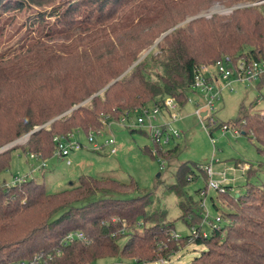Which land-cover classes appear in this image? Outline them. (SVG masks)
<instances>
[{"label":"trees","instance_id":"trees-1","mask_svg":"<svg viewBox=\"0 0 264 264\" xmlns=\"http://www.w3.org/2000/svg\"><path fill=\"white\" fill-rule=\"evenodd\" d=\"M239 1L262 0H0L2 32L26 12L15 49L0 52V147L39 127L22 149L46 159L54 154L55 136L99 134L105 122L126 112L150 104L163 109L166 98L183 107L195 93L198 70L223 56L264 61L262 3L229 16L195 18L133 65L164 30L200 6ZM141 28L146 30L135 37ZM9 85L12 92L5 90ZM252 107L242 104L239 117L219 127L248 135L264 153V113ZM151 138L152 157L173 161L178 147L166 150ZM14 149L0 153V264H96L120 255L141 264L167 259L190 242L205 246L195 264H264V185L247 182L238 196L226 186L220 195L229 208L221 216L228 222L222 220L207 237L174 239L169 211L155 205L152 192H138L133 180L81 175L54 193L35 178L8 183L1 177ZM199 177L209 178L200 166L180 163L166 189L177 198L179 218L200 229L202 190L195 192L200 200L187 191ZM71 232H83L84 239L66 241Z\"/></svg>","mask_w":264,"mask_h":264},{"label":"rangeland","instance_id":"rangeland-1","mask_svg":"<svg viewBox=\"0 0 264 264\" xmlns=\"http://www.w3.org/2000/svg\"><path fill=\"white\" fill-rule=\"evenodd\" d=\"M262 3L264 0L258 2L239 1L230 5L214 2L208 7L203 3L204 5L200 6L196 13L186 15L184 20L164 30L150 46L142 50L133 65L154 49L162 40V36L170 30L172 31L195 18L211 19L214 15L229 16L236 9ZM25 17L26 12L17 13L11 27L7 28L6 32L0 31V42H4L0 46L1 53L10 54L15 49L17 31L21 30ZM144 30L146 29H139L135 37H140ZM158 53L159 49H156L155 54ZM9 86L5 88L6 92L14 90V87ZM233 87V91L222 90L221 97L214 103V108L206 106L204 95L191 93L188 102L183 107L178 106L173 111L159 109L160 112L155 114L157 117L155 124L169 125L171 132L175 136L179 135L178 138L171 139L170 143L164 146L166 150L177 146L178 150L173 161L165 163L163 171L160 170L159 158H153L150 153V151L156 152V146L148 126V116L154 114L156 109L150 104L148 116L143 113L131 112L120 120L111 119L109 123L105 122L102 131L99 134H93L96 143H104L114 137L118 149L116 154H111L109 147L106 146L96 151L94 145L88 141V135L85 132L74 131L73 139L80 141L85 147L69 155L71 164H68L67 159L54 155L46 158L47 167L41 173L38 170L32 172V168H36L41 163L40 159H30V153L23 151L28 146L29 133L6 142L0 148L9 145L15 149L11 151L10 168L2 175L1 179H6L10 183L13 177H23L32 172L31 177L39 182H44L51 193L63 190L73 182L76 183L81 175L112 177L124 183L133 180L139 187L138 192H152L155 197V205L165 207L169 211L170 220L175 222L174 232L186 237L191 234V228L179 218L181 211L177 206V198L173 194H168L166 189L167 185L174 182V172L180 163L187 162L202 168L211 164L214 171L212 181L222 182L225 186H229L232 195L244 194L247 182L256 186L264 185V153L260 151L261 145L248 135L236 132L231 128L227 130L219 127L222 124L235 121L239 117L242 104L249 108L253 103L251 112L264 113V99L261 98L264 95V86L259 88L257 83L236 82ZM197 109L207 112L209 119L201 118L196 114ZM138 117L144 118V125L140 126L137 123ZM135 128L138 130L132 131ZM246 165H248L247 168ZM250 167L252 172L249 173ZM159 174L161 176H158ZM224 177H226V181H223ZM209 179L205 180L203 177H199L196 182L187 186V191L194 195L198 189L205 190L204 194L200 193V198L204 201L203 221L206 218L207 221L215 220L223 212L226 213L229 208L227 202L221 198L219 189L206 188ZM195 199L200 200L197 195H195ZM222 219L223 222H228L224 216ZM125 241L126 239L121 240V247ZM203 250H205L204 245L190 242L177 252L172 253L169 258L165 259V263L155 260L141 264H195L194 260ZM96 264L139 263L134 258L120 255L116 258L102 259Z\"/></svg>","mask_w":264,"mask_h":264},{"label":"built area","instance_id":"built-area-1","mask_svg":"<svg viewBox=\"0 0 264 264\" xmlns=\"http://www.w3.org/2000/svg\"><path fill=\"white\" fill-rule=\"evenodd\" d=\"M236 82H248V83H264V61H257V60H248L246 58H239V59H233L231 56H223L222 58L218 59L215 63L211 65H204L202 66L197 73L195 82L193 84V89L195 90L196 94L204 95V100L206 102V106L210 108H214V103L216 100H218L221 97V92L223 89H229L230 91L234 90L233 84ZM165 107L163 109H166L167 111L170 110H176L178 108V104L174 100V98H166ZM156 111L154 114L149 115V108L142 107L139 109H135L133 112L135 113H143L148 116V126H149V132L151 136L154 138V140L160 145L161 148H164L165 145L170 143L171 139H175L179 137V135L175 136L174 133L171 132L169 129V125L167 126H159L155 124V121L157 120L156 113L160 112V107H155ZM131 112H126L124 117L128 116ZM203 111L201 109H197L196 114H198L201 118V114ZM208 116V113H207ZM137 123L142 126L145 124V120L143 117H138ZM226 129V126L222 127ZM237 132V131H236ZM94 132H91L88 134V141L92 143L95 147V149H101L103 146L109 147L111 154H116L118 149L116 146L115 138H110L106 140L104 143H96L94 137ZM74 133L69 134L68 136H55L54 142H55V150H54V156H57L62 159H67L68 164H71V161L69 159V155L72 152L78 151L83 149L85 146L83 143H81L78 140H74ZM11 147L5 146L3 148H0V153L10 149ZM30 159H40L41 163L36 167L32 168V172L38 170L39 172H43L44 169L47 167V160L42 158L39 154L30 153L29 154ZM160 163V169H164L165 167V160L162 158H159ZM33 167V166H32ZM202 168V167H201ZM205 170L209 176V182L208 187L213 189H219L220 193H224L226 191V186L222 182H215L212 181V176L214 175V171L212 169V165L205 166L202 168ZM32 172L26 176L23 177H13L10 184H16L19 182H23L28 178H34L31 177L33 174ZM225 174V173H224ZM226 177H224L223 181H226ZM205 193V190L202 191V194ZM201 206L203 207V214H204V201L202 200ZM222 216H218L215 220H209L207 221V218L205 221L202 222L200 225V229L197 226H193L191 228V235L194 237L203 236L207 237L210 232L220 227V223L222 222ZM172 237L174 239H179L182 236L172 232ZM74 238L77 239H84L83 232H71L69 233L65 240L71 241ZM35 260H40V257H36ZM160 263H165V258L162 256L159 257L158 260ZM33 264V263H32Z\"/></svg>","mask_w":264,"mask_h":264},{"label":"water","instance_id":"water-1","mask_svg":"<svg viewBox=\"0 0 264 264\" xmlns=\"http://www.w3.org/2000/svg\"><path fill=\"white\" fill-rule=\"evenodd\" d=\"M171 31V30H170ZM170 31H168V32H166L163 36H162V38L164 37V36H166ZM137 63V62H136ZM135 63V64H136ZM134 64V65H135ZM92 97H94V96H92ZM90 100V99H89ZM88 101V100H87ZM86 101V102H87ZM84 104V103H83ZM82 105V104H81ZM80 105H78V106H75L74 108H72L71 110H73V109H75V108H78ZM207 115V112H203L202 114H201V116L202 117H205ZM39 128H35L33 131H31V132H29V134H32L34 131H36V130H38ZM158 176H160V174L158 175ZM239 194H237V196H238Z\"/></svg>","mask_w":264,"mask_h":264},{"label":"crops","instance_id":"crops-1","mask_svg":"<svg viewBox=\"0 0 264 264\" xmlns=\"http://www.w3.org/2000/svg\"><path fill=\"white\" fill-rule=\"evenodd\" d=\"M246 168L248 167V165L245 166Z\"/></svg>","mask_w":264,"mask_h":264}]
</instances>
